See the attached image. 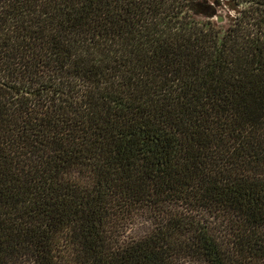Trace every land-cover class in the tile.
Instances as JSON below:
<instances>
[{
	"label": "trees",
	"instance_id": "16d2710c",
	"mask_svg": "<svg viewBox=\"0 0 264 264\" xmlns=\"http://www.w3.org/2000/svg\"><path fill=\"white\" fill-rule=\"evenodd\" d=\"M187 2L0 0V264H264V0Z\"/></svg>",
	"mask_w": 264,
	"mask_h": 264
},
{
	"label": "flooded vegetation",
	"instance_id": "af4514ba",
	"mask_svg": "<svg viewBox=\"0 0 264 264\" xmlns=\"http://www.w3.org/2000/svg\"><path fill=\"white\" fill-rule=\"evenodd\" d=\"M243 1L244 0H188L186 7H189L190 16L193 22H200L194 17V15L204 14L210 19L205 21L204 25L215 31H222L228 19L225 15L231 14L229 18L234 17L237 11L236 7H239L238 5ZM256 5L250 7H264V5ZM247 9L244 10V13Z\"/></svg>",
	"mask_w": 264,
	"mask_h": 264
},
{
	"label": "rangeland",
	"instance_id": "374dc122",
	"mask_svg": "<svg viewBox=\"0 0 264 264\" xmlns=\"http://www.w3.org/2000/svg\"><path fill=\"white\" fill-rule=\"evenodd\" d=\"M230 14H226L225 17H228ZM226 22V21H225ZM146 223H139L135 226L134 228V233H142L143 231H145V229L147 228ZM132 235V233H131Z\"/></svg>",
	"mask_w": 264,
	"mask_h": 264
},
{
	"label": "water",
	"instance_id": "95a60500",
	"mask_svg": "<svg viewBox=\"0 0 264 264\" xmlns=\"http://www.w3.org/2000/svg\"><path fill=\"white\" fill-rule=\"evenodd\" d=\"M237 14V13H236ZM236 14L234 15V17H231V18H233V19H235L236 18ZM231 16V14L228 16V17H226V18H228V19H231V18H229ZM228 19H227V23L224 25V26H226V25H228L230 22L228 21Z\"/></svg>",
	"mask_w": 264,
	"mask_h": 264
}]
</instances>
